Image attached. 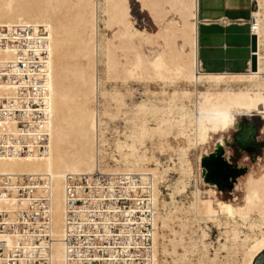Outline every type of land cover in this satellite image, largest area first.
Masks as SVG:
<instances>
[{
    "label": "bare ground",
    "instance_id": "6f19581e",
    "mask_svg": "<svg viewBox=\"0 0 264 264\" xmlns=\"http://www.w3.org/2000/svg\"><path fill=\"white\" fill-rule=\"evenodd\" d=\"M162 2L166 16L161 0H0V23L43 25L50 33L48 148L41 156L0 159V173L46 179L52 264H63V178L93 170L151 174L153 264H254L264 253V154L244 175L239 201L206 198L201 190L204 171L213 185L219 176L234 179L228 166L222 170L221 154L239 117L259 116L264 130V0L252 11L257 67L242 73L200 71L196 0ZM133 3L151 24L135 25ZM134 84L143 88L138 101ZM241 130L243 143L254 139L251 121ZM154 149L168 150L171 163ZM209 223L222 236L211 255Z\"/></svg>",
    "mask_w": 264,
    "mask_h": 264
},
{
    "label": "built area",
    "instance_id": "2783aa9c",
    "mask_svg": "<svg viewBox=\"0 0 264 264\" xmlns=\"http://www.w3.org/2000/svg\"><path fill=\"white\" fill-rule=\"evenodd\" d=\"M49 60L45 26L0 23V159L48 148ZM63 192V264L154 263L151 174L66 173ZM51 224L46 179L0 173V264H52Z\"/></svg>",
    "mask_w": 264,
    "mask_h": 264
},
{
    "label": "crops",
    "instance_id": "0c3cea01",
    "mask_svg": "<svg viewBox=\"0 0 264 264\" xmlns=\"http://www.w3.org/2000/svg\"><path fill=\"white\" fill-rule=\"evenodd\" d=\"M256 4V0H196L195 54L200 71L242 73L248 70L252 55L248 22ZM165 8L167 4L161 0L164 16Z\"/></svg>",
    "mask_w": 264,
    "mask_h": 264
},
{
    "label": "rangeland",
    "instance_id": "374dc122",
    "mask_svg": "<svg viewBox=\"0 0 264 264\" xmlns=\"http://www.w3.org/2000/svg\"><path fill=\"white\" fill-rule=\"evenodd\" d=\"M136 5H137V3L132 4V12H133L132 14L135 17L136 22L138 23L137 24L138 27H142L145 25L148 26L149 24H151V20L147 16V14L139 11V7H138V5L137 6ZM255 7H254V9H255ZM135 87H136V89H135ZM133 88L135 90L133 89L134 93L132 96V100L138 101L143 97L142 85L134 84ZM128 102H129V99H128ZM250 121L252 122L254 131L256 132L254 139L251 140L250 142L241 143L237 139V135L240 133L242 127L244 125H248ZM238 123H239L238 127L230 130L229 132H227L224 135L223 151L221 154L222 155L221 157L224 159V164L222 165V170H226V168L228 166L229 169H231L232 173L234 174V179L231 177L229 181L225 182L224 179L219 176L217 185H213L204 179L205 171L202 172V174H201L202 175V182H201L202 188H201V190H202V196H205L206 198L211 195V198H213L214 200L216 198L221 197V199H224V200H233L236 198L237 201H239L241 199V188L240 187H241V182H242L244 175L252 169H257V163L260 161V159L262 158V156L264 154L263 120L259 116L239 117ZM207 147H206V151L208 153H210L212 151L213 146L210 144ZM232 150H233V152H232ZM154 151H155L154 152L155 156L159 152L156 157H158L160 160H162L161 161L162 163H164V164L171 163L170 160L168 161L169 156L171 154L168 150L167 151L164 150L163 152H160L159 150L154 149ZM167 152H169V153H167ZM190 154H191L190 157L192 159H194V155H195L194 152L192 151ZM163 155H164V157H162ZM256 161H258V162H256ZM203 169H204V167H202V170ZM175 178H176V175L174 174V172L170 171L168 174V183H172L175 180ZM192 184H193V182H192ZM192 184H191V186H192ZM160 189H161L162 193L165 195L167 201H169L168 187L164 184H161ZM176 200L177 201H185L183 199V197L180 195H176ZM173 226L175 227V229H177L176 224H174ZM219 229L220 228L218 226H215V225L210 224V223H209V227L207 228L208 235H209L207 237V241L212 243L209 246V254L210 255L213 254L214 247L215 248L217 247L218 240L222 241V236L220 235L221 229L220 230ZM218 231H219V233H218ZM163 232L166 235H171L170 230L167 228L164 229ZM220 258H222V255H220ZM167 262L171 263V259L168 258ZM261 264H264V258H263Z\"/></svg>",
    "mask_w": 264,
    "mask_h": 264
},
{
    "label": "water",
    "instance_id": "95a60500",
    "mask_svg": "<svg viewBox=\"0 0 264 264\" xmlns=\"http://www.w3.org/2000/svg\"><path fill=\"white\" fill-rule=\"evenodd\" d=\"M256 49V37L255 35H251L250 37V50L252 51V53L255 51ZM252 70H255L257 67V61H256V56L255 55H251L250 57V66H249ZM242 131V130H241ZM241 131L240 133L237 135V139L243 143L242 141V135H241ZM264 258V253L260 254L254 261V264H261L262 260Z\"/></svg>",
    "mask_w": 264,
    "mask_h": 264
}]
</instances>
